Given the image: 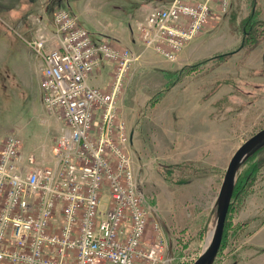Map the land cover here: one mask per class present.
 Returning <instances> with one entry per match:
<instances>
[{
    "label": "rangeland",
    "instance_id": "rangeland-1",
    "mask_svg": "<svg viewBox=\"0 0 264 264\" xmlns=\"http://www.w3.org/2000/svg\"><path fill=\"white\" fill-rule=\"evenodd\" d=\"M173 1L0 0V150L16 134L24 153L52 159L63 122L43 102L40 58L24 38L51 37L54 12L70 7L90 31L116 35L137 55L117 107L132 134L140 188L156 211L151 226L166 240L160 264H192L214 226L232 155L264 128V0H229L226 11L214 0L205 30L169 61L139 41L137 27ZM96 77L92 83L107 86L115 67ZM239 174L212 264H264V146Z\"/></svg>",
    "mask_w": 264,
    "mask_h": 264
},
{
    "label": "built area",
    "instance_id": "built-area-1",
    "mask_svg": "<svg viewBox=\"0 0 264 264\" xmlns=\"http://www.w3.org/2000/svg\"><path fill=\"white\" fill-rule=\"evenodd\" d=\"M214 0L153 8L139 41L169 61L214 17ZM226 11L229 0H219ZM51 37L24 38L40 58L45 106L63 122L46 163L24 153L16 134L0 150V264H160L167 247L137 179L119 94L137 55L114 36L94 33L70 8L53 15ZM103 64L107 86L92 83Z\"/></svg>",
    "mask_w": 264,
    "mask_h": 264
},
{
    "label": "water",
    "instance_id": "water-1",
    "mask_svg": "<svg viewBox=\"0 0 264 264\" xmlns=\"http://www.w3.org/2000/svg\"><path fill=\"white\" fill-rule=\"evenodd\" d=\"M264 146V128L250 136L232 155L215 201V223L211 237L192 264H212L217 256L222 241L226 216L241 165L257 150ZM234 264V263H233Z\"/></svg>",
    "mask_w": 264,
    "mask_h": 264
},
{
    "label": "crops",
    "instance_id": "crops-1",
    "mask_svg": "<svg viewBox=\"0 0 264 264\" xmlns=\"http://www.w3.org/2000/svg\"><path fill=\"white\" fill-rule=\"evenodd\" d=\"M63 2H65L67 5H71V0H63ZM73 4V3H72ZM77 17H78V20H80L79 19V16L77 15ZM51 19H49V21H50ZM52 20H53V18H52ZM84 25V24H83ZM86 27V26H85ZM99 33H105V34H108V35H110V36H113L112 34H109V33H107V32H103V31H99ZM116 35H114V37H115ZM117 37V36H116ZM104 65H106V64H103L102 66H101V68H103L104 67ZM101 68L99 69V71L101 70ZM40 72H41V66H40ZM97 74H98V72H97ZM97 74L96 75H94V77H93V79H92V81H95V80H97ZM41 76V75H40ZM95 84V83H94ZM64 125H62V127H63ZM24 152V151H23Z\"/></svg>",
    "mask_w": 264,
    "mask_h": 264
},
{
    "label": "bare ground",
    "instance_id": "bare-ground-1",
    "mask_svg": "<svg viewBox=\"0 0 264 264\" xmlns=\"http://www.w3.org/2000/svg\"><path fill=\"white\" fill-rule=\"evenodd\" d=\"M212 228H213V226H212ZM212 228H211V230H210V232H209V234H208L207 241H206L205 245L208 243V241H209V239H210V237H211V234H212Z\"/></svg>",
    "mask_w": 264,
    "mask_h": 264
},
{
    "label": "trees",
    "instance_id": "trees-1",
    "mask_svg": "<svg viewBox=\"0 0 264 264\" xmlns=\"http://www.w3.org/2000/svg\"><path fill=\"white\" fill-rule=\"evenodd\" d=\"M253 155H254V154H253ZM253 155H251V156H253ZM247 174H248V173H247ZM247 174H246V175H247ZM239 178H240V174L238 175L237 180H236V182H235V187H236L237 184H238ZM235 187H234V188H235Z\"/></svg>",
    "mask_w": 264,
    "mask_h": 264
}]
</instances>
